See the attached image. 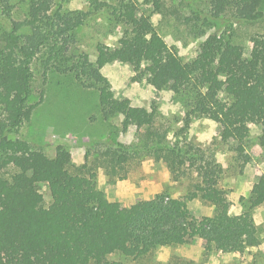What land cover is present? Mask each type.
Returning <instances> with one entry per match:
<instances>
[{
  "label": "trees",
  "instance_id": "obj_1",
  "mask_svg": "<svg viewBox=\"0 0 264 264\" xmlns=\"http://www.w3.org/2000/svg\"><path fill=\"white\" fill-rule=\"evenodd\" d=\"M200 1L206 12L193 9L190 23L197 27L196 37H205L196 55L184 62L131 0H88L86 10L66 8V0H0V264H111L108 256L113 254L140 259L160 247L195 239L202 242L205 254L242 252L251 245L256 227L249 212H224L222 168L213 152L168 141L164 130L153 128L157 108L115 97L101 73L117 59L131 61L153 89L173 93L184 110L185 126L194 118L212 120L220 142L241 156L249 141V124H254L260 128L257 143L264 150V37L252 38L246 51L226 28L206 32L215 23L259 20L264 0ZM16 9L22 11L20 19L13 17ZM103 11L109 28L119 26L121 34L115 47L98 43L91 60L78 49L77 32ZM33 64L44 75H70L96 93L100 119L110 129L96 141L107 146L93 161L107 174L119 175L123 163L144 151L162 159L176 178L193 171L188 192L180 198L156 195L121 208L96 187L89 152L83 164L73 166L66 149L59 147L49 157L21 137L19 131L32 115L28 101ZM114 118H119V126L110 124ZM131 126L146 127L136 152L116 141L113 132ZM195 198L210 204L213 215L188 214L187 202ZM263 201L262 175L252 186L249 203L255 207Z\"/></svg>",
  "mask_w": 264,
  "mask_h": 264
},
{
  "label": "rangeland",
  "instance_id": "obj_2",
  "mask_svg": "<svg viewBox=\"0 0 264 264\" xmlns=\"http://www.w3.org/2000/svg\"><path fill=\"white\" fill-rule=\"evenodd\" d=\"M114 4L116 0H102ZM145 15L149 16L155 31L164 39L167 46L182 60L192 59L199 44L204 39L196 37L197 27L191 26V11L206 12L200 0H131ZM69 9L86 10L88 0H66ZM262 17L251 23H215L207 34L227 29L236 42L249 51L252 38L264 37V4ZM107 12L93 14L77 32V47L86 52L91 60L96 58V45H117L121 29L111 30ZM22 11L14 10L13 17L20 19ZM146 68V64H143ZM31 96L28 104L33 105L32 115L21 127L19 134L34 147L49 157L55 155L59 147L70 153L73 166L85 162L95 167V185L102 190L112 205L126 208L141 200L163 195L165 199L183 197L191 188L195 173L186 171L176 178L168 165L156 160L148 152H137L135 157L122 164L118 172L124 175L107 174L105 167L94 163L95 154L105 152L103 144L96 142L109 134L108 122H102L99 115L96 93L82 88L70 75L49 72L44 75L37 64L32 65ZM101 73L111 85L117 98H127L134 106L150 108L154 105L158 115L153 128L164 130L168 141L188 143L208 147L222 168L220 188L226 202L224 212L238 215L248 211L256 227L251 245L242 252L205 254L200 240H190L180 246L160 247L147 257L123 258L118 254L108 256L114 264H264V201L255 207L249 203L250 192L260 176H264V150L257 143L260 128L249 124V141L243 155L239 156L220 142L216 123L205 117L194 118L185 126L184 110L170 90H155L144 79L131 61L117 59L104 65ZM119 118L110 124L119 126ZM146 127L131 126L126 131L115 130L116 141L130 146L136 152L139 137L145 134ZM186 166V165H185ZM183 168V167H181ZM113 179V181L111 180ZM41 192L46 201L49 192L43 186ZM186 212L195 217L212 216L214 208L198 198L187 202Z\"/></svg>",
  "mask_w": 264,
  "mask_h": 264
}]
</instances>
